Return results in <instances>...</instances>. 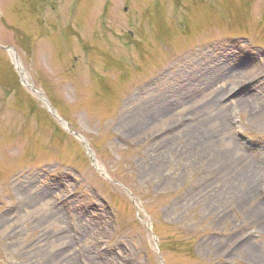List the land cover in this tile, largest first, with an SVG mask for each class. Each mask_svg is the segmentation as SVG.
Segmentation results:
<instances>
[{"label": "rangeland", "instance_id": "obj_1", "mask_svg": "<svg viewBox=\"0 0 264 264\" xmlns=\"http://www.w3.org/2000/svg\"><path fill=\"white\" fill-rule=\"evenodd\" d=\"M0 46V264H264V0H0Z\"/></svg>", "mask_w": 264, "mask_h": 264}, {"label": "water", "instance_id": "obj_2", "mask_svg": "<svg viewBox=\"0 0 264 264\" xmlns=\"http://www.w3.org/2000/svg\"><path fill=\"white\" fill-rule=\"evenodd\" d=\"M6 50H8L12 55H13V58H14V60H15V62H16V66H17V68H19V61L16 59V53H15V51H14V49L13 48H11V47H9V48H5ZM20 71V73H21V77H22V81L24 82V83H26V85L27 86H29V87H32L30 84H27V82H26V80H25V75H24V73L21 71V70H19ZM96 164L98 165V163L96 162ZM98 167H99V165H98ZM103 173V172H102ZM127 192H128V190H127ZM135 199H134V197H133V201H134Z\"/></svg>", "mask_w": 264, "mask_h": 264}, {"label": "trees", "instance_id": "obj_3", "mask_svg": "<svg viewBox=\"0 0 264 264\" xmlns=\"http://www.w3.org/2000/svg\"><path fill=\"white\" fill-rule=\"evenodd\" d=\"M141 199V196H138Z\"/></svg>", "mask_w": 264, "mask_h": 264}, {"label": "bare ground", "instance_id": "obj_4", "mask_svg": "<svg viewBox=\"0 0 264 264\" xmlns=\"http://www.w3.org/2000/svg\"><path fill=\"white\" fill-rule=\"evenodd\" d=\"M28 83V81H26Z\"/></svg>", "mask_w": 264, "mask_h": 264}]
</instances>
